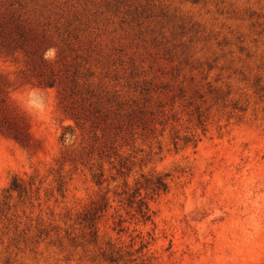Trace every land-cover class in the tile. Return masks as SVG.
<instances>
[{"label":"rangeland","instance_id":"374dc122","mask_svg":"<svg viewBox=\"0 0 264 264\" xmlns=\"http://www.w3.org/2000/svg\"><path fill=\"white\" fill-rule=\"evenodd\" d=\"M0 76V264H264V0H0Z\"/></svg>","mask_w":264,"mask_h":264},{"label":"trees","instance_id":"16d2710c","mask_svg":"<svg viewBox=\"0 0 264 264\" xmlns=\"http://www.w3.org/2000/svg\"><path fill=\"white\" fill-rule=\"evenodd\" d=\"M4 47H7L4 44ZM7 49V48H6ZM41 62H45V60L40 57ZM32 67H34L33 62ZM53 72V70H50ZM53 74V73H52ZM49 80H41L40 84L54 86L56 82L59 80L58 76H51L48 78ZM59 82V81H58ZM60 83V82H59ZM69 89V90H68ZM62 99L64 102H68V107L71 110L72 117L79 123L80 115L74 108V106H70L75 104V101H72L73 89L69 86L68 88L62 87ZM0 134L8 136L18 142L23 146H29L31 141V136L29 132V126L26 118L10 106L7 99V90H6V82L0 76ZM121 164V162H120ZM122 165V164H121ZM123 173V172H122ZM103 172L95 173L93 178L97 185H101L103 183L102 180ZM124 186L127 188L128 182L124 180ZM138 184V183H136ZM11 190L20 189V184L17 183L15 179L10 188ZM142 189L146 191H150L151 197L153 195L158 194L161 191H166L167 183L163 176H157L154 179L146 178L140 186L133 189L131 192L129 189L123 191L122 194L125 195V200L127 201V205L129 207H134V211L138 214L143 220H148L150 218L149 214V206L146 201V196H141ZM110 207L108 199L103 202H93L91 206L84 211L81 216V224L85 229L89 231L90 236L95 240L98 237V228L96 226L97 219L101 217V213L106 211V209ZM144 248H146V243L140 242V246L137 249V252H141ZM107 260L110 262H116L124 257V254L119 249H111L106 256Z\"/></svg>","mask_w":264,"mask_h":264}]
</instances>
